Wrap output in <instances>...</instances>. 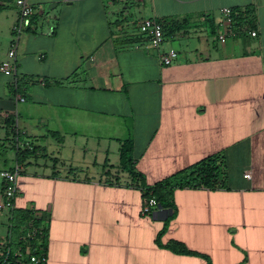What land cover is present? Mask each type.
<instances>
[{
  "label": "crops",
  "instance_id": "1",
  "mask_svg": "<svg viewBox=\"0 0 264 264\" xmlns=\"http://www.w3.org/2000/svg\"><path fill=\"white\" fill-rule=\"evenodd\" d=\"M31 2L17 85L0 70V171L19 168L14 210L46 227L45 264H264V0ZM224 7L249 16L221 42ZM17 17L0 0V63ZM144 18L166 27L173 64L147 48ZM129 139L146 184L172 178L169 222L171 209L143 213L120 164ZM25 144L36 152L18 163ZM216 154L223 186L182 185V171ZM10 215L0 212V259Z\"/></svg>",
  "mask_w": 264,
  "mask_h": 264
},
{
  "label": "trees",
  "instance_id": "2",
  "mask_svg": "<svg viewBox=\"0 0 264 264\" xmlns=\"http://www.w3.org/2000/svg\"><path fill=\"white\" fill-rule=\"evenodd\" d=\"M234 10L235 24L237 27L243 26L246 18L249 16V12H241L240 10ZM34 21V17L32 22ZM168 27V25H167ZM164 26V33H165ZM170 28V29H168ZM167 29L169 33L173 31L171 24ZM18 150V163L23 162L27 156L36 152V147L33 144H25V147H17ZM134 144L131 139L122 143L120 150V164L122 168L129 173L135 180H138L137 186L140 187L143 193V207L146 206L150 199L154 198L157 201V206L152 208L154 211H164L166 209L173 210L172 215L168 218V222L174 218L176 214V206L173 200V192L170 188L172 178L164 179L153 185L146 184L142 179V175L136 171L134 157H133ZM220 161L221 156L216 154L208 156L192 167L182 171L181 174L186 173L182 185L203 184L209 187L223 186V182H220ZM14 170V169H9ZM188 172V173H187ZM3 183V190H4ZM10 225L9 236L7 237L6 244L4 245L3 254L0 259V264H45L47 261V230L42 225L38 214L35 211L28 210L18 212L11 209L10 211ZM166 222V225L167 223ZM167 226L160 232H165ZM168 247L180 253H194L189 250L182 242L172 241L168 244ZM21 252L22 256L19 255ZM31 256H36L37 263L31 261Z\"/></svg>",
  "mask_w": 264,
  "mask_h": 264
},
{
  "label": "built area",
  "instance_id": "3",
  "mask_svg": "<svg viewBox=\"0 0 264 264\" xmlns=\"http://www.w3.org/2000/svg\"><path fill=\"white\" fill-rule=\"evenodd\" d=\"M15 6L18 10V17L12 27L13 45L9 51V56L6 60L0 63V70L7 76L12 77L13 84L18 83V63L16 61V47L19 38L25 33L32 25V19L36 13V9L32 4L31 0H14ZM222 19L218 23L219 32L217 38L221 42H225L230 36H234L237 31L235 24L234 10L231 7H224L221 10ZM140 33L143 35L146 41L147 48H154L159 51L160 60L164 65L173 64L179 56V52L176 48L170 47L164 49L165 33L164 27L161 22L155 18H144L139 23ZM256 30H250L249 35L257 36ZM19 175V168L14 170L3 169L0 171V177L4 183V190L2 191V197L0 199V212L10 213L11 209L14 208V199L17 191V179ZM246 178H251V172L248 171L244 175ZM157 206V201L152 198L149 203L143 207L144 214H150L152 208ZM21 257L22 254L19 252ZM31 261L37 263L38 259L36 256H31Z\"/></svg>",
  "mask_w": 264,
  "mask_h": 264
}]
</instances>
